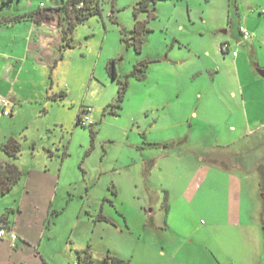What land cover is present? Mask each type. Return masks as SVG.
Wrapping results in <instances>:
<instances>
[{"label": "rangeland", "instance_id": "1", "mask_svg": "<svg viewBox=\"0 0 264 264\" xmlns=\"http://www.w3.org/2000/svg\"><path fill=\"white\" fill-rule=\"evenodd\" d=\"M65 1L0 0V16ZM138 1L99 0L56 66L21 74L22 97L40 102L6 117L23 173L0 207L32 243L0 251V264H75L83 251L96 264L114 254L132 264H264V76L251 78L256 57L238 33H252L264 0H158L153 16H138L148 27L140 52L122 40ZM223 39L241 50L243 87ZM140 60L144 76H128ZM125 79L121 105L110 106ZM247 110L259 122L248 124ZM80 114L94 123H76Z\"/></svg>", "mask_w": 264, "mask_h": 264}, {"label": "crops", "instance_id": "2", "mask_svg": "<svg viewBox=\"0 0 264 264\" xmlns=\"http://www.w3.org/2000/svg\"><path fill=\"white\" fill-rule=\"evenodd\" d=\"M57 6L58 4H55L53 7ZM28 12L24 11L17 14H25ZM44 12L36 13L32 17H26L23 20L0 24V97H5L9 101V105L7 107L9 115H4L2 113L4 108L0 104V146L9 141L11 138L17 140L15 130L11 129L12 127L9 128L8 124H6L12 120H7L6 117L13 118L17 116L26 107V103L40 102L39 99L33 101L30 99L26 100L25 97H22L21 93H23L24 89H22L23 86L21 85V74L23 72L28 73L31 68L37 70L38 68H46L53 65L56 66L58 63L59 49L62 45L61 28L63 27L62 24L58 23V20H60L62 16L58 14V17H55L54 11L51 10ZM247 23L249 22L247 21ZM260 25L264 26V17H257L256 20H254V26L252 25L253 28L250 38L243 40L245 43H249L251 51L256 57V62L252 63L251 68L247 71L251 75V78H254L257 83H262L261 80H259V78L262 77L259 70H264V62H262L259 57V49L263 46L262 40L264 37V31L259 30ZM44 27H48V30L44 31ZM247 29L249 30V28ZM43 34L50 35V37L44 39ZM253 34H255L256 37ZM224 41L226 40L223 39L221 43ZM241 43L242 42L236 41V45H240ZM229 44L230 50H236L231 42H229ZM236 52V56H233L230 52H226L224 54H231L233 57V64L238 77L237 79L240 86L243 87L244 85H242L239 65H244V59L243 55H241V50H236ZM248 88L252 89L253 87L248 85ZM60 92L62 93V91ZM244 93L245 91H243L242 96H245ZM236 94L237 93L234 90H231L229 95L234 99L237 96ZM55 95L57 94L52 93L48 96H51L54 99ZM254 102L255 101L252 102V105H255ZM259 103L260 104L258 105L256 101L257 108H262L264 110V99L259 101ZM246 109L248 108L246 107ZM246 116L248 124H251L252 121L259 122L258 118L254 119L249 115L248 110L246 112ZM3 153L4 152L0 149V160L4 162L15 163L12 159H17L19 157L13 158ZM232 168H237L239 170L245 169L241 164H237ZM245 172H252V169ZM259 181L260 176L258 174L257 183L260 189ZM260 192L262 198H264V191L260 189ZM48 195H50V193ZM19 208L20 207H18V209ZM9 210H12V208L8 206L0 207V226H8L18 233L17 223L16 221L13 222L11 220ZM16 215H19V213L15 214V217ZM239 223L240 222H238V224ZM262 230H264V228ZM18 234L16 239H12L9 234L2 237L0 239V251L9 247L13 248V251L11 250V252L18 253L24 250L25 247L31 246L32 240H30L27 235ZM113 256L117 255L114 254Z\"/></svg>", "mask_w": 264, "mask_h": 264}, {"label": "trees", "instance_id": "3", "mask_svg": "<svg viewBox=\"0 0 264 264\" xmlns=\"http://www.w3.org/2000/svg\"><path fill=\"white\" fill-rule=\"evenodd\" d=\"M157 1L158 0H139L136 3L135 7L133 8V16L135 18V22L131 29L132 35L129 38L122 36V40L125 41L128 46L132 45L134 49L138 52H140L142 49L144 34L146 31H148V27L146 26V21L140 20L138 16L141 12H146L148 13V15L153 16L154 13H153V8H151V5ZM80 3L82 4L80 5ZM60 7L64 9L65 16H62V18L58 20V23L63 25V27L61 28L62 45L60 46L59 49V58H61L62 56L61 50L64 47L66 46L71 47L70 41L72 38V32L76 24L78 22L87 19L89 16L99 14L100 12L99 0H66L62 6L58 5L57 7H53L50 9L58 10ZM39 12H44V11L38 9V10H32L25 14H17L12 16L2 15L0 16V24H6L12 21L23 20L26 17H32L33 15ZM146 63H147L146 60H140L136 62L128 76H134L137 79H141L145 74ZM108 70L110 72L112 79H115L116 73H115L113 61H109ZM127 86H128L127 79H125L124 81L123 80L120 81L117 98L115 102L110 104V106L119 107L121 105V102L127 90ZM57 95L54 96V99L58 98ZM78 118L79 115L77 117L76 123H78ZM0 149L6 155L13 158H17L21 151L19 142L13 138H11L6 143L2 144L0 146ZM257 172L260 176V181H259L260 189L264 191V163H260L257 166ZM22 173H23L22 170H20V168L15 163H9L0 160V196L9 192L12 189V187L16 183H18V181L22 177ZM97 218L101 220H107V217L104 214H102V212L98 214ZM82 253L79 254L78 260L75 264H96L87 251H83ZM97 264H132V263L112 255L103 258Z\"/></svg>", "mask_w": 264, "mask_h": 264}, {"label": "built area", "instance_id": "4", "mask_svg": "<svg viewBox=\"0 0 264 264\" xmlns=\"http://www.w3.org/2000/svg\"><path fill=\"white\" fill-rule=\"evenodd\" d=\"M81 4L82 3H80V5ZM239 32H240L243 40H246V39L250 38V36H251L249 30L244 26H240ZM220 51L222 53L230 52L233 56H236V54H237L236 50H230V44L227 41H224L220 44ZM0 104L4 108L2 113L4 115H9V110L7 109L8 105H9L8 99L5 97H0ZM83 111H85V110H83ZM78 123H80V125H82V126H87V125H92L94 122L90 116H88L86 114H84V115L80 114L79 118H78ZM6 234H9L12 239L17 238V233L14 230H12L11 228H9L8 226H5V225L0 226V239L2 237H4Z\"/></svg>", "mask_w": 264, "mask_h": 264}, {"label": "water", "instance_id": "5", "mask_svg": "<svg viewBox=\"0 0 264 264\" xmlns=\"http://www.w3.org/2000/svg\"><path fill=\"white\" fill-rule=\"evenodd\" d=\"M259 73L262 75V76H264V70L262 71V70H259Z\"/></svg>", "mask_w": 264, "mask_h": 264}]
</instances>
